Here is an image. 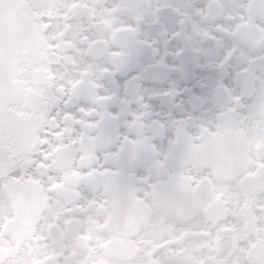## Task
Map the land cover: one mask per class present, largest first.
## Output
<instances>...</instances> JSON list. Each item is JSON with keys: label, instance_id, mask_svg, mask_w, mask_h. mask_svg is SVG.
Here are the masks:
<instances>
[{"label": "snow or ice", "instance_id": "snow-or-ice-1", "mask_svg": "<svg viewBox=\"0 0 264 264\" xmlns=\"http://www.w3.org/2000/svg\"><path fill=\"white\" fill-rule=\"evenodd\" d=\"M0 264H264V0H0Z\"/></svg>", "mask_w": 264, "mask_h": 264}]
</instances>
